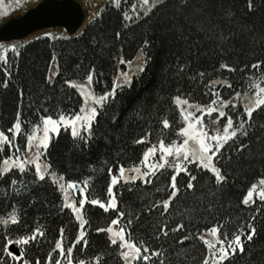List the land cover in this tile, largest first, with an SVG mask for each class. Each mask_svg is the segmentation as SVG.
I'll list each match as a JSON object with an SVG mask.
<instances>
[{
	"label": "snow or ice",
	"instance_id": "6c2138e0",
	"mask_svg": "<svg viewBox=\"0 0 264 264\" xmlns=\"http://www.w3.org/2000/svg\"><path fill=\"white\" fill-rule=\"evenodd\" d=\"M111 2L116 8L121 7L122 0H111ZM170 2L179 10H188L190 15L185 16V20L195 29L196 22L191 17L204 13L211 15L209 5L215 4L216 7H220L221 0H138V6H131L134 15H130L127 11L122 13L123 27L127 28L129 22L136 23L145 17L150 19L152 15L168 7ZM242 3L245 17L264 12V0H242ZM222 14L229 22L243 20V17H238L230 6L222 8ZM99 15L100 13L96 12L92 18L95 19ZM240 30H247L254 38L256 25L251 21L243 22L240 24ZM45 35L51 34L45 33ZM181 36L187 38L183 33ZM233 36L232 32L227 34L221 32L219 39L226 42ZM121 38V31H115L112 39L118 42ZM261 40H264V34L261 35ZM151 43V40L145 37L138 47L134 60H125L123 57L115 59H118L121 65L135 64L138 76L152 60L148 55ZM19 48L18 43L0 44V62L5 65L3 77L0 78V89H8L13 75L9 70L6 54L10 50L18 57ZM75 67L79 70L80 64H76ZM179 67L182 71L185 65L180 64ZM246 69L249 71L264 69V57L246 63L239 71L244 72ZM220 70L236 72L238 69L222 60L217 71ZM59 75L60 65L57 56L53 54L42 84L47 87L55 86ZM101 75L95 65L90 64L82 78L83 82L77 84L75 81L64 80V84H73L79 90V97L82 98V102L74 111H67L57 106L54 113H49L45 104L51 100V97L42 93L38 94L35 100H30L27 107L31 109L32 115L39 124H34L27 116L22 115L25 107V91L23 87L17 86L13 120L6 128L0 129V153H5L0 157V177H8L6 183L13 186V191L16 193L21 189L27 191L29 184L39 186L45 181L50 182L54 186V191L58 193L54 201H48L39 193H29L32 198L28 202L48 209L49 216H59L67 210L73 218L69 221L72 231L67 233L70 237L67 243H65L66 229L69 225H61L55 229L57 235L48 242L51 250L47 252L44 264H93V261L95 264H101L100 254L88 261L83 258L76 259L74 255L90 246L91 232L104 234L106 248L111 250L107 255L114 257L117 264H189L194 257L186 251V248L194 241H199L203 248L198 264H236L237 259L242 260L244 264H264V244L255 243L264 232V175L251 182L243 191L235 206L236 215L221 216L218 212V208L230 207V201L228 204L213 203V198L220 199L218 193L223 187L229 184L235 185L236 178L226 171L222 164V161L230 159L222 149L232 142L236 145V152L244 150L247 145L239 141L241 138H247L250 131L254 130V112L258 109L264 111V87L261 86V83H264V71H261L259 76L253 71L247 84L248 91L243 93V100L246 102L242 103V108H238L236 103V98L242 95L240 91H234L229 98H222L219 91H212L217 85L232 87L227 79L219 77L210 79L206 85L209 87V93L206 95L211 96L207 104H198L180 95L175 96L173 100L184 121V126L176 133L178 138H181L180 143L176 140L165 143L164 139H159L158 143L147 146L138 162L130 166L120 162L124 149L117 147L113 153L115 158L111 161L107 159L103 161L102 170L105 173L103 191L98 195H91L97 168L88 164L90 174L83 179L79 177L73 179L66 175L67 169L60 171L55 167L49 159L48 150L50 144L59 136L61 129L67 132L74 150H87L98 139H103L109 145L113 142L116 145L121 144L120 135L124 132L123 126L105 129L102 132L98 117H107L113 125H116L118 113L113 111L109 116L106 109L117 103V90L131 88L135 77L128 71H121L109 87L97 93L93 87L94 77L98 84ZM197 75L203 78L205 73L201 71ZM229 109L231 111H228ZM213 113H216V117L212 123L218 122L220 118L224 119L222 131L220 128H209L205 123L203 117L205 115L212 117ZM161 123L164 129L169 127L166 118ZM29 125L32 127L25 137ZM260 127L264 128V124ZM149 135L150 133L146 132L139 138L133 137L131 142L137 145L145 144ZM18 137L21 138V143H17ZM169 157L172 158L171 161ZM66 159L70 167L71 157L68 156ZM161 169L167 173V183L156 187L155 191L163 193V197L151 199L137 193L131 203L124 200L125 190L130 194L133 193L137 181L144 185L153 184V178ZM168 169L172 171L167 172ZM181 173L184 175L182 185L178 182ZM198 173L209 175L208 183L211 188L206 189L209 199L205 201V193H201L196 197L199 207L193 206L177 213L184 216L187 212L188 223H185L184 219L176 220L170 214V206L181 195L194 193L197 188L195 182L198 180ZM29 176L30 179H26ZM0 192L7 195L5 189H0ZM86 204L102 210V215L96 223L97 225L102 223L103 226L93 227L91 217L86 214ZM10 208V212L0 214V226L5 230L0 232V241H2L0 246L13 261L33 264L29 259L23 258L26 255L25 248L44 242L47 228L37 218L35 226L24 224L26 231L13 239L5 233L11 232L13 226L21 224L22 216H26L27 213L23 209H17L15 205H10ZM152 215H158L159 219L151 223H142V217L146 220ZM11 245L24 246L20 255H14L9 250ZM257 249L258 258L253 255ZM53 253H56L55 257ZM0 264H7V261L0 257ZM34 264H41V260L37 258Z\"/></svg>",
	"mask_w": 264,
	"mask_h": 264
},
{
	"label": "trees",
	"instance_id": "16d2710c",
	"mask_svg": "<svg viewBox=\"0 0 264 264\" xmlns=\"http://www.w3.org/2000/svg\"><path fill=\"white\" fill-rule=\"evenodd\" d=\"M132 5L138 6V0H122L119 9L113 6L111 0H106L100 9V15L91 20L81 34L73 38L60 33L43 35L20 44L18 57L11 52L7 53L8 67L13 75L8 89H0V129L6 128L13 120L17 86L23 87L25 91V107L22 115L27 116L34 124H39L36 117L32 115L31 109L27 107L30 100H35L38 94L42 93L44 96L51 97V100L45 104L49 113H54L57 106L67 111H74L82 102V98L79 97L77 88L71 83L64 84V80L75 81L77 84L83 82L82 78L87 66L94 64L97 72L102 73L99 76L100 83H96V77L93 82L95 91L99 93L102 89L109 87L115 78L117 54L120 53L125 60L134 59L143 39L147 37L151 40V47L148 50V55L152 57L151 62L145 67L143 73L138 76L134 74L135 78L131 88L117 90V103L106 109L109 116L113 111L118 113L116 125H113L107 117H98L102 132L105 129L123 126L124 132L120 135L121 144L116 145L113 142L112 145H109L103 139H98L87 150H74L67 132L63 129L50 144L49 159L58 170L67 169V176H71L73 179L78 177L83 179L90 174L88 164L97 168L91 195H98L103 191L105 185V173L102 170L104 168L103 161L105 159L113 160L115 158L113 153L117 147L124 149L120 162L130 166L132 163L138 162L143 150L148 146L147 141L145 144H132L133 137L139 138L146 132L152 136L153 133L161 129L165 130V133L168 130V135L174 134L173 129L163 128L161 121L165 118L162 116L164 111L167 113L166 111L170 108L177 107L173 100L175 96L180 95L182 98H188L190 92L188 88L191 83L188 76L197 79L199 78L197 73L203 71L205 73L204 82L209 83L210 79L217 77L227 79L232 85L231 88L217 85L214 90L219 91L222 98H229L234 91H240L242 95L248 91L247 86H243V83L235 77L252 76L253 71L256 76H259L261 71H264V69L239 71L244 68L246 63L254 62V59L258 57H264V40H261V35L264 34V12L245 17L242 0H221L220 7L210 4L211 15L204 13L191 17L196 22L195 29L185 20V16L190 15L188 10H179L172 2L168 7L152 15L150 19L145 17L136 23L129 22L128 27L125 28L123 27L122 13L127 11L130 15H134ZM229 6L236 11L238 17H243V20L229 22L223 17L222 8ZM247 21L256 25L254 38L247 30H240V24ZM117 30L122 33V38L118 42L112 39ZM221 32L224 34L232 32L234 36L225 42L219 39ZM181 33L187 38H182ZM53 54L57 56L60 75L56 78L55 86L47 87L42 84V80ZM222 60L236 66L238 70L236 72L227 70L218 72V65ZM78 63L80 64L79 70L75 67ZM180 64L185 65L182 71L179 67ZM4 67L5 65L0 62V78L3 77ZM231 90L230 95H224L225 91ZM238 108H242V106L239 105ZM166 119L169 120L167 117ZM253 122L254 130L250 131L247 138H241L239 141L247 145L244 150L236 152V145L232 142L226 144L222 149V152L230 157L229 160L222 161L224 169L236 179L235 185L229 184L220 190L218 193L220 199L213 198V203L218 205L231 202L230 207L218 208L221 216L236 215L235 206L243 191L251 182L264 175V128L260 127L261 124H264V111L256 110L253 114ZM31 127L32 125L28 126L25 137ZM175 130L177 131V129ZM258 137L259 139H257ZM17 143H21L20 137L17 138ZM21 146L23 150V145ZM4 154L0 153V157ZM68 156L71 157L70 167L66 159ZM171 171V169L167 170V172ZM166 176L165 170L161 169L160 173H157V176L153 178V184L144 185L137 181L133 193L124 191V200L131 203L137 193L151 199L163 197L164 194L156 193L155 188L166 185ZM7 179L8 177H0V189H5L7 192V195L0 192V214L10 212V205H15L17 209H23L27 215L22 216L21 224L13 226V230L5 234L14 239L16 235L26 231L23 227L24 224L35 226L37 218H39V221L47 228L46 239L40 245L27 246L25 248L26 255L23 258L29 259L33 264L39 258L41 264H44L46 254L51 250L48 242L57 235L55 229L61 225H69V221L73 218L67 213V210L59 216H49L48 209L28 202L32 198L29 193H39L48 201H54L58 193L54 191V186L50 182L45 181L39 186L29 184L27 191L21 189L19 193H16L13 191V186L6 183ZM26 179H30V176ZM208 180V174L198 173V180L195 182L197 188L194 193L181 195L170 206V214L174 219H184L185 223H188L187 212L184 216L177 215V213L193 206L199 207L196 197L201 193H205V201L209 199L206 195V189L211 188ZM178 182L181 185L184 183L183 173L178 176ZM85 210L87 216L91 217L93 227L103 226L102 223L99 225L96 223L102 215V210L87 204ZM157 219H159L158 215H152L146 220L142 217V223H151ZM71 231L69 225L66 229L65 243L70 238L67 233ZM0 232H5L3 226H0ZM176 235L178 236L179 233ZM89 242L90 246L83 252L74 253L76 259L83 258L88 261L100 254L101 264H117L114 257L107 255V252L111 250L106 248L104 234L91 232ZM255 243L256 245L264 244V232ZM0 245H2V241H0ZM22 247L24 246H20V250ZM186 251L194 257L189 261V264H198L199 257L203 252L200 242L194 241L186 248ZM253 255L259 257L258 249ZM55 256L56 253H53V257ZM0 257H3L7 264H22V261H13L7 252L3 251L2 246H0ZM236 264H244V262L237 259Z\"/></svg>",
	"mask_w": 264,
	"mask_h": 264
},
{
	"label": "water",
	"instance_id": "95a60500",
	"mask_svg": "<svg viewBox=\"0 0 264 264\" xmlns=\"http://www.w3.org/2000/svg\"><path fill=\"white\" fill-rule=\"evenodd\" d=\"M88 10L91 12L79 0H40L21 15L11 16L0 24V43L20 42L39 31L54 29L73 38L91 20L87 18ZM9 250L15 255L21 253L16 245L9 246Z\"/></svg>",
	"mask_w": 264,
	"mask_h": 264
},
{
	"label": "rangeland",
	"instance_id": "374dc122",
	"mask_svg": "<svg viewBox=\"0 0 264 264\" xmlns=\"http://www.w3.org/2000/svg\"><path fill=\"white\" fill-rule=\"evenodd\" d=\"M39 1L40 0H0V24L11 16L21 15L25 11L26 8H29L30 6L36 4ZM79 1L82 2V4L84 5V7H86V9H91V12H90V10L87 11V15H88L87 18H88V20H90V19H92L94 13L99 12L100 8L102 7V5H104V2L106 0H79ZM45 33H50V34L60 33L61 34L62 31H59L56 29H54V30H43V31H39L37 33L32 34L30 37H28L25 40L20 41V42H7V43H0V44L8 45V44L18 43L20 45V44H23V42H26L31 38L45 35ZM9 52H11V51L9 50ZM118 57H121L120 53L117 54L116 58H118ZM130 60H134V59H130ZM116 66L117 67H116L115 78L119 75V73L121 71H128V72L132 73L133 75L136 74L135 64H133L132 66H129L127 64L121 65V64H119L118 59H116ZM250 77L251 76H245L243 78H239V77L236 78L235 77V79H239L238 81L242 82L243 86H245V85L247 86ZM188 79L190 80L191 83L189 84L188 90L190 92H189V95L187 96L188 97L187 99H189L190 102H194V103H198V104L209 103L211 96H210V94L206 95V93H209V87H206V85H208V83L204 82L203 78H200V77L196 79L193 76L192 77L188 76ZM261 86L264 87V83H261ZM212 91H216V90L212 89ZM230 93H232V90L228 91V92L225 91L224 95H226V94L230 95ZM250 94L251 93L249 92V95ZM236 102H238L237 103V107H238L239 105L242 106V103L246 102V101L243 100V95H241V97L237 98ZM183 107H186V106H183ZM228 111H231V110L229 109ZM166 112L167 113H165V111H164L165 114L163 113L162 118L167 117L169 119L168 120L169 121L168 129H173L174 134L168 135L169 134L168 130H166V133H165V130H162V129L158 130V131H156V133H153L152 136H150V135L148 136V138L146 140L148 143V146L150 144L158 143L159 139H164L165 143H169L173 140H176L177 143H180L181 138H178L176 133L180 127L184 126V121H183L182 117L180 116L179 109H178V107H176L175 109L170 108ZM215 117H216V113H213L212 117H208L207 115H205L203 117V119L205 120V123L208 124L209 128H220L222 131L224 119L220 118V120L218 122L212 123V121L215 120ZM40 127H42V125H40ZM175 129H177V131ZM37 134L39 135V132ZM158 155H159V153L157 152V158H158ZM150 159H154V158L150 157ZM168 159H169V161H171L172 158L169 157ZM17 246H19V245H17Z\"/></svg>",
	"mask_w": 264,
	"mask_h": 264
}]
</instances>
